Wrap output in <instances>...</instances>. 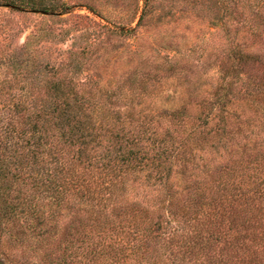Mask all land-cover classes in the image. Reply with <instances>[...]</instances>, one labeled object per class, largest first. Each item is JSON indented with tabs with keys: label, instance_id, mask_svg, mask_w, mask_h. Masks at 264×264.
Returning a JSON list of instances; mask_svg holds the SVG:
<instances>
[{
	"label": "trees",
	"instance_id": "obj_1",
	"mask_svg": "<svg viewBox=\"0 0 264 264\" xmlns=\"http://www.w3.org/2000/svg\"><path fill=\"white\" fill-rule=\"evenodd\" d=\"M0 6L56 13L37 0ZM248 10L224 24L231 50L216 99L195 121L178 115L163 135L132 115L91 114L104 106L80 97L62 68L39 79L26 47L5 58L14 77L34 80L38 97L0 104V220L32 229L36 220L42 230L38 197H49L48 220L69 217L67 236L81 237L80 260L65 239L63 264H264V0ZM180 126L199 136L191 146ZM208 144L201 166L194 150Z\"/></svg>",
	"mask_w": 264,
	"mask_h": 264
},
{
	"label": "rangeland",
	"instance_id": "obj_2",
	"mask_svg": "<svg viewBox=\"0 0 264 264\" xmlns=\"http://www.w3.org/2000/svg\"><path fill=\"white\" fill-rule=\"evenodd\" d=\"M37 1L54 7L56 13L0 6V104L6 98L38 97L33 79L14 77L12 68L4 64L5 58L26 47L39 79L48 78L52 68H62L66 82L81 84L80 97L104 106L91 114L132 115L151 121L152 130L163 135L178 115L195 121L216 99L225 56L231 50L224 24L237 21L244 9L252 10L260 0ZM121 29L136 32L113 33ZM1 114L0 105V119ZM185 127H179V134L191 146L199 136L190 137ZM211 149L208 144L203 152L194 150L195 161L201 166L207 163ZM180 172L179 166L174 167L173 176L178 178ZM69 186L72 198L79 200L80 187ZM38 199V210L45 212L42 230L36 231V220L30 221L35 231L23 219L14 224L0 220V252L4 254L0 264H63L60 260L71 241L80 260L81 237L66 234L69 217H60L57 224L49 221L50 198ZM47 253L53 259H47Z\"/></svg>",
	"mask_w": 264,
	"mask_h": 264
}]
</instances>
